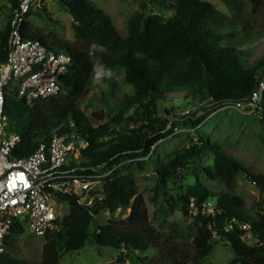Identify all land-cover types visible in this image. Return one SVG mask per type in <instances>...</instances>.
<instances>
[{
  "label": "trees",
  "instance_id": "trees-1",
  "mask_svg": "<svg viewBox=\"0 0 264 264\" xmlns=\"http://www.w3.org/2000/svg\"><path fill=\"white\" fill-rule=\"evenodd\" d=\"M142 1L151 10L154 6L156 11L147 17L138 14L131 18L128 34L123 37L112 18L90 0H62L63 7L74 19L75 43L54 34L46 36L41 31L36 32L37 39L49 52L70 58L69 71L62 78L61 94L29 107L18 99L16 88L7 93L5 115L9 119L10 131L21 136V142L14 151L15 157L29 156L42 141H50L56 134L77 133L89 143L83 154L86 161L83 166H112L131 161L107 179L105 199L95 208L78 205L72 196L60 197V205L69 209L60 220L63 230L47 236L43 259L36 264H61L63 254L85 249L91 237L92 213L109 211L116 204L131 210L127 226L119 228L114 221L99 226L94 239L100 248H124L130 251L131 256L137 253L144 257L151 250L163 251L160 258H152L148 264H200L211 255L215 232L234 251L235 257L229 264H264V215H258V218L248 216L244 212L243 201L231 194L236 180L246 175L261 189L264 198L263 176L254 175L243 164L221 154L216 146L211 147L216 154L215 172L207 169L205 173L210 178H219L226 186L227 190L216 201L223 213L215 219L196 218L199 227L193 242L194 252L176 255L165 252V244L151 224L145 199L135 190L134 180L125 174L130 167L149 162L154 156L149 161L142 159L149 156L152 145L168 137L172 129L178 127L174 121L172 129L166 132L171 121L159 117L160 100L172 101L175 99L173 96L185 91L184 100L208 102L217 110L228 102L248 101L264 75V57L250 66L247 57L253 47L248 46L264 36V26L258 32L254 31L251 19L242 15L236 0H227L234 18L227 17L208 0ZM251 3L253 15L264 14V0H251ZM17 5L18 0L14 8ZM33 13L23 27L25 40L35 39L30 29ZM10 31L11 23L0 31V65L7 61ZM45 38L59 47L48 46ZM93 43L103 45L104 51L89 55ZM96 64L113 70L121 69L125 80L135 90L134 96L123 101L112 119L113 126L101 125L103 116L97 113L89 116L82 108L91 93L93 84L90 78ZM196 111L186 119L194 128L206 119L204 115L198 122L193 121ZM167 114H171L170 111ZM258 120L264 124V115ZM72 122L73 128L70 126ZM190 155L191 150L179 152L173 161L158 170V192L167 191L171 182L174 185L179 181V174L187 170ZM213 196L196 183L184 198L185 208L192 197L207 201ZM233 220L251 224L250 233L238 225L228 232L227 225ZM24 224L17 222L10 230L0 264H29L13 255V244L24 234ZM248 234L258 241L255 246L245 242Z\"/></svg>",
  "mask_w": 264,
  "mask_h": 264
},
{
  "label": "rangeland",
  "instance_id": "rangeland-1",
  "mask_svg": "<svg viewBox=\"0 0 264 264\" xmlns=\"http://www.w3.org/2000/svg\"><path fill=\"white\" fill-rule=\"evenodd\" d=\"M16 0H0V31L11 23L12 12ZM212 2L222 13L229 18H234L227 0H208ZM241 8L242 15L251 19L252 28L258 32L264 26V14L253 15L251 0H236ZM98 8L104 10L113 20L114 25L123 37L128 34V22L135 15L143 14L146 17L155 12L142 0H90ZM169 17V14H167ZM74 19L69 11L63 7L62 0H42L41 7L34 11L30 18V29L35 39L37 31L46 36L57 35L60 39L75 43ZM50 47L58 48V44L45 38ZM252 53L247 57L250 66H254L259 59L264 57V36L254 40ZM115 76L111 80H105L101 85H93L90 95L84 100L82 108L91 116L97 113L103 116L101 125L112 124V119L119 112L120 106L128 96H134L135 90L125 80V73L121 69L113 70ZM185 91L177 93L174 100H160L158 111L160 118L176 122L182 133L176 137H168L157 147L156 154L143 165L136 164L130 167L125 174L135 182V190L142 196L150 214V221L158 232L165 252L176 255H188L194 252L193 242L197 236L199 223L197 219L186 215L184 198L188 195L190 187L200 183L208 191L213 193L211 200L217 201V197L225 192L226 186L219 178H210L205 170L215 172L216 154L211 147L216 146L221 154L243 164L254 175L264 177V124L255 117H244L235 110L223 111L215 109L208 102L186 101ZM14 97V95H11ZM175 106V107H173ZM113 107V112H112ZM197 109V114L192 118L199 121L205 115L206 119L196 128L186 119H190ZM170 111L171 114H167ZM190 112V115L183 116ZM131 112L130 114H133ZM166 132H168L166 130ZM201 139V140H200ZM194 148L195 150H193ZM191 150L187 162V170L179 174V181L172 184L165 192H158L157 172L160 168L173 161L179 152ZM246 175L240 176L234 185L231 194L239 197L245 206L244 212L248 216L258 218L264 215V201L261 189ZM55 204L60 207L63 215L68 214L69 209L61 206L58 201ZM65 209V210H64ZM131 210L117 207L114 214L109 211L99 213L94 217L90 227L91 237L85 249L63 254L61 264H148L152 258H160L163 251L151 250L145 257L122 248H100L96 245L94 236L99 226L107 225L114 221L119 228L127 226V220ZM25 232L16 238L13 255L20 261L36 264L43 259L44 246L47 237H39L30 231L28 223L24 224ZM51 236V235H49ZM250 246H255L258 241L248 234L244 238ZM234 251L231 245L219 237H215L211 255L200 264H229L234 259ZM138 259V261H137ZM141 259V262L139 261ZM194 264V263H190Z\"/></svg>",
  "mask_w": 264,
  "mask_h": 264
},
{
  "label": "built area",
  "instance_id": "built-area-1",
  "mask_svg": "<svg viewBox=\"0 0 264 264\" xmlns=\"http://www.w3.org/2000/svg\"><path fill=\"white\" fill-rule=\"evenodd\" d=\"M41 3L42 0H18L12 13L7 61L0 65V259L6 252V238L17 222L28 223L30 231L39 237L60 233L64 215L55 201L60 202L61 196H72L78 205L93 209L105 199L107 179L131 163L128 160L112 166H83L86 162L83 154L89 143L77 133L56 134L50 141H42L29 156H14L21 136L10 131L5 115L7 93L16 88L18 99L33 107L37 102L59 96L62 78L69 71L70 58L49 52L39 39L23 38L28 16ZM221 108L235 110L244 117L263 119L264 75L248 101L228 102ZM172 123L167 131L172 129ZM70 126L75 125L72 122ZM172 131L171 137L182 133L179 127ZM162 141L152 145L151 153L142 160L149 161ZM187 211L195 219H215L223 213L216 202L195 197L190 198ZM234 225L249 233L252 229L249 223L233 220L227 225V231H232ZM214 235L217 234L214 232Z\"/></svg>",
  "mask_w": 264,
  "mask_h": 264
},
{
  "label": "clouds",
  "instance_id": "clouds-1",
  "mask_svg": "<svg viewBox=\"0 0 264 264\" xmlns=\"http://www.w3.org/2000/svg\"><path fill=\"white\" fill-rule=\"evenodd\" d=\"M103 45L93 43L89 49V55H93L96 52H103ZM115 76V72L110 67H105L103 64L93 65L91 82L93 85H101L105 80H111ZM102 213V212H100ZM96 217V216H94Z\"/></svg>",
  "mask_w": 264,
  "mask_h": 264
},
{
  "label": "water",
  "instance_id": "water-1",
  "mask_svg": "<svg viewBox=\"0 0 264 264\" xmlns=\"http://www.w3.org/2000/svg\"><path fill=\"white\" fill-rule=\"evenodd\" d=\"M117 207H119V204H116L112 209H110V210H109V213H110L111 215H113L114 212H115V210L117 209ZM99 213H100V211L97 210V211H94V212L92 213V215H93V216H96V215H98Z\"/></svg>",
  "mask_w": 264,
  "mask_h": 264
}]
</instances>
